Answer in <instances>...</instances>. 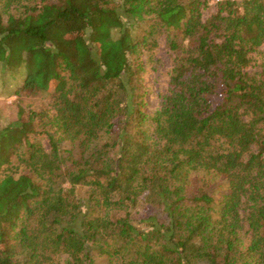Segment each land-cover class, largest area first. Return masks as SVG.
I'll return each mask as SVG.
<instances>
[{
	"label": "trees",
	"instance_id": "1",
	"mask_svg": "<svg viewBox=\"0 0 264 264\" xmlns=\"http://www.w3.org/2000/svg\"><path fill=\"white\" fill-rule=\"evenodd\" d=\"M0 2V80L52 100L0 130V171L54 130L34 178L0 173V264H264V0ZM156 27L175 58L148 116L130 55Z\"/></svg>",
	"mask_w": 264,
	"mask_h": 264
},
{
	"label": "rangeland",
	"instance_id": "2",
	"mask_svg": "<svg viewBox=\"0 0 264 264\" xmlns=\"http://www.w3.org/2000/svg\"><path fill=\"white\" fill-rule=\"evenodd\" d=\"M220 1L221 0H209V8L204 13V19L216 14ZM0 14L3 15V20L5 21L6 14L2 2H0ZM150 25H152V22H141L135 27H132L131 33L133 37L140 39L139 37L143 36L144 31L147 32L149 27H154ZM167 37L168 34L164 29L156 27L153 30V35L149 36L144 44L138 47L137 53L130 55V61L134 63V65L139 66L136 77H138L140 93H142V111L148 116H151L159 108L161 101L160 97L166 93L168 88V75L173 66L175 52L170 50ZM253 58L255 59V64L250 70L252 72L263 71L264 44L258 49ZM22 78L21 75L14 80H0V130L19 121H26L29 111H45L48 115L52 114L50 110L52 100L48 94L43 92L37 94L23 92L19 96L14 94L18 87H20ZM33 123L35 130L41 131V134H31L25 138L26 140L22 141L21 145H17V153L11 155L10 164L3 166L0 173L12 174L16 177L21 174L31 175L30 169L26 165L28 156L31 153L29 145L34 146L43 154L50 153V142L45 131H50L52 133L54 130L46 125L45 119H43V122L36 119ZM69 150L73 152L77 151L68 141L60 143L59 151L62 157H66V152ZM62 165L64 166L65 164ZM32 177L34 178V176ZM195 177L196 175L192 176L193 179H195ZM208 179L216 185L223 183L218 177L208 176ZM224 189L225 188H221L217 190L216 200L219 199ZM95 262L96 264H105V259L103 257H98Z\"/></svg>",
	"mask_w": 264,
	"mask_h": 264
}]
</instances>
